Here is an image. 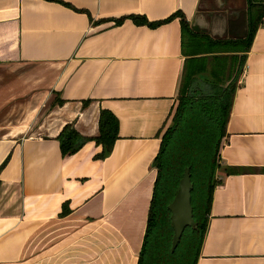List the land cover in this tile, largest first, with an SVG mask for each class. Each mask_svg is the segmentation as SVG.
I'll use <instances>...</instances> for the list:
<instances>
[{
  "label": "crops",
  "instance_id": "0c3cea01",
  "mask_svg": "<svg viewBox=\"0 0 264 264\" xmlns=\"http://www.w3.org/2000/svg\"><path fill=\"white\" fill-rule=\"evenodd\" d=\"M249 2L0 0V264H136L152 161L191 49L180 15L155 26L114 18L178 12L210 38L233 40L215 46L224 49L243 45ZM200 52L207 69L233 55ZM239 54L196 264H264V15ZM101 108L118 118L110 153L94 158L101 146L88 140L63 156L62 127L95 136Z\"/></svg>",
  "mask_w": 264,
  "mask_h": 264
},
{
  "label": "trees",
  "instance_id": "16d2710c",
  "mask_svg": "<svg viewBox=\"0 0 264 264\" xmlns=\"http://www.w3.org/2000/svg\"><path fill=\"white\" fill-rule=\"evenodd\" d=\"M68 4L67 2H64ZM248 8V32L241 39L243 51L247 50L254 32L264 15V0H250ZM180 15L184 33L188 34L191 49L185 58L171 118L161 134L159 149L152 161L156 170L152 195L147 211L146 225L138 251L136 264H196L205 234L213 189L217 183L215 173L220 165L219 151L225 134L226 123L234 91L242 71L244 55L213 56L211 68L206 55H199L204 44L210 49L216 44L233 40L210 38L206 33L192 28L182 14H171L163 20L151 21L141 14L114 18L120 23L130 17L137 24L155 26ZM185 42V41H184ZM206 56V57H205ZM61 100V99H60ZM118 137V118L107 108H101L98 116V133L95 136L81 134L72 123H66L57 135L61 154L70 155L86 141L93 140L101 149L93 157H106ZM4 163V162H3ZM0 165V169L3 166ZM190 167L193 188L191 204L195 227L186 226L172 251L170 242L172 226L167 204L172 199L184 166ZM236 168H226L227 172ZM68 211L66 203L60 214Z\"/></svg>",
  "mask_w": 264,
  "mask_h": 264
},
{
  "label": "water",
  "instance_id": "95a60500",
  "mask_svg": "<svg viewBox=\"0 0 264 264\" xmlns=\"http://www.w3.org/2000/svg\"><path fill=\"white\" fill-rule=\"evenodd\" d=\"M193 182L191 180L190 167L184 166L182 175L178 180V185L173 193L172 199L167 204L170 213V223L172 226V236L170 249L173 251L177 246L186 226H196L193 218V207L191 204V190Z\"/></svg>",
  "mask_w": 264,
  "mask_h": 264
},
{
  "label": "rangeland",
  "instance_id": "374dc122",
  "mask_svg": "<svg viewBox=\"0 0 264 264\" xmlns=\"http://www.w3.org/2000/svg\"><path fill=\"white\" fill-rule=\"evenodd\" d=\"M243 49L244 48H243L242 45H239V46H226V47H224V49H216V47L213 48L214 51H218V50H228V51H230L229 53L233 52V56H237V57H240L239 51H243ZM170 118H171V114H170Z\"/></svg>",
  "mask_w": 264,
  "mask_h": 264
}]
</instances>
